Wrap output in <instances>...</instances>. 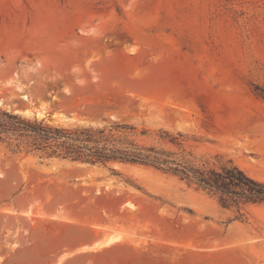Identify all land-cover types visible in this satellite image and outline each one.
Instances as JSON below:
<instances>
[{
    "label": "rangeland",
    "instance_id": "1",
    "mask_svg": "<svg viewBox=\"0 0 264 264\" xmlns=\"http://www.w3.org/2000/svg\"><path fill=\"white\" fill-rule=\"evenodd\" d=\"M0 97L67 128L128 123L150 142L181 131L197 155L264 182V0H0ZM0 159L32 199L30 214L0 213V264H51L107 233L123 241L59 264H151L162 239L185 264H233L217 251L234 246L264 264V203L224 208L138 163Z\"/></svg>",
    "mask_w": 264,
    "mask_h": 264
},
{
    "label": "trees",
    "instance_id": "2",
    "mask_svg": "<svg viewBox=\"0 0 264 264\" xmlns=\"http://www.w3.org/2000/svg\"><path fill=\"white\" fill-rule=\"evenodd\" d=\"M135 129L128 123L67 128L0 107V143L14 154L41 153L47 158L93 164L138 163L178 177L224 208L241 212L248 204L264 203V182L232 159L224 160L219 153L197 155L188 149L187 135L181 131L159 129L158 140L150 142L133 136ZM146 134L142 130L141 135Z\"/></svg>",
    "mask_w": 264,
    "mask_h": 264
},
{
    "label": "crops",
    "instance_id": "3",
    "mask_svg": "<svg viewBox=\"0 0 264 264\" xmlns=\"http://www.w3.org/2000/svg\"><path fill=\"white\" fill-rule=\"evenodd\" d=\"M119 54L123 55V51L120 50ZM0 154L6 157L9 156L11 152L4 145L0 143ZM21 180H23V184L21 183ZM25 182L26 181L24 180V178H21L20 175L18 177V180H16L15 177L11 175L9 167L5 166L4 162L0 159V186H3L5 190L3 195V197L4 196L5 197L2 203H0V213H5L7 215H15L20 213L30 214V210H27L29 207L27 206L30 204L32 199H31V195L28 194L26 191ZM17 185L19 189L16 191ZM9 210H12V212ZM109 234L111 233L105 234L103 237H101V240L98 242L89 241L90 243H85L79 247L70 248L66 252H60L55 256H51L47 258L45 262L51 264H59L61 262V259L63 260V258L67 255L85 254L89 252L98 251L104 247H107L108 245L110 246V244L114 242L121 240L118 239L117 241L114 240L108 244H103L104 238ZM96 238L97 237H95L94 239ZM94 239L91 240L93 241ZM122 241L123 239L120 242ZM84 246L86 248H84ZM156 246L159 247V251L156 250ZM152 247L153 249L151 250V258H152L151 264H185L186 262H189L190 253L187 254V251L181 250L180 248L179 249L181 251L180 253H178L176 251L177 247L174 245L173 242L169 240H163V239L161 241L158 240L157 244L152 243ZM252 249H254V246H249L246 262H245L246 258L244 254L241 253L240 247L234 246L231 248L218 249L217 254L221 255L222 258H224V256L231 255L233 259V264H240V262H245L244 264H256L255 253L254 254L251 253ZM223 263L224 260H222V264Z\"/></svg>",
    "mask_w": 264,
    "mask_h": 264
},
{
    "label": "water",
    "instance_id": "4",
    "mask_svg": "<svg viewBox=\"0 0 264 264\" xmlns=\"http://www.w3.org/2000/svg\"><path fill=\"white\" fill-rule=\"evenodd\" d=\"M3 101V98L0 97V102ZM18 110H20L21 114L24 115H31L30 117H38V111L37 109H35V107H33L31 104H25L23 106H21L20 108H17ZM100 238H96L93 241L99 240Z\"/></svg>",
    "mask_w": 264,
    "mask_h": 264
},
{
    "label": "bare ground",
    "instance_id": "5",
    "mask_svg": "<svg viewBox=\"0 0 264 264\" xmlns=\"http://www.w3.org/2000/svg\"><path fill=\"white\" fill-rule=\"evenodd\" d=\"M16 85V84H15ZM8 86V85H7ZM24 96H26V95H24ZM21 97V96H20ZM17 112H21L20 110H18V109H15ZM22 113V112H21ZM40 114H42V112H40L39 113V115ZM24 115V114H23ZM9 211H11L12 212V210H9ZM15 212V211H14ZM26 213H28V212H26ZM122 238V234H120V233H111V234H109L108 236H106L105 238H104V243L103 244H108V243H110V242H112V241H117L118 239H121ZM101 240V238L99 239V240H96V241H93V242H98V241H100ZM100 243V242H99ZM102 245V244H101ZM94 246H95V244H94ZM84 248H86L85 246H84Z\"/></svg>",
    "mask_w": 264,
    "mask_h": 264
}]
</instances>
